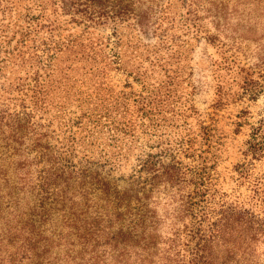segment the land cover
Listing matches in <instances>:
<instances>
[{"label":"trees","instance_id":"obj_1","mask_svg":"<svg viewBox=\"0 0 264 264\" xmlns=\"http://www.w3.org/2000/svg\"><path fill=\"white\" fill-rule=\"evenodd\" d=\"M27 1L30 10L22 24L13 23L17 28L5 43L0 21V264H264V195L256 194L253 208L211 206L209 127L181 136L174 144L164 138L169 118H180L169 107L178 98L176 72L164 69L165 78L151 82L147 67L143 72L137 65L132 76L139 84L135 91L126 79L129 91L102 98L103 89H83L81 80L73 98L51 99L52 77L58 71L66 78L73 62L82 63L77 69L91 70L97 83L113 64L121 66L117 26L135 30L146 40L158 33L164 20L165 28L172 30L175 19L168 17V0ZM180 3L183 11L174 27L192 30L195 36L201 32L220 45L232 47L247 39L248 31L264 26V0ZM14 4L0 0V11L9 12ZM47 5L51 14L59 16L60 11L84 28L110 26L111 35L96 45L89 36L63 40L55 35L58 20L46 12ZM164 30L150 49L149 42L135 41L151 52L160 69L158 61L163 58L168 65L167 59L178 57L182 45ZM14 37L15 45L7 47ZM27 49L40 55L34 60L26 57ZM28 59L35 63L30 64L29 80L13 86L6 82V67ZM242 81L243 90L253 93V79L245 76ZM129 110L134 116L130 119L124 115ZM101 136L105 140L100 141ZM195 137L206 148L197 150ZM134 147H139L136 163L128 174L115 176L116 164ZM262 147L263 142H253L251 153L260 155ZM172 149L199 162L184 167ZM159 202L166 208L163 216L157 212ZM185 218L191 222L185 223Z\"/></svg>","mask_w":264,"mask_h":264},{"label":"rangeland","instance_id":"obj_2","mask_svg":"<svg viewBox=\"0 0 264 264\" xmlns=\"http://www.w3.org/2000/svg\"><path fill=\"white\" fill-rule=\"evenodd\" d=\"M163 1L166 2L167 0ZM180 2L181 0H168V17L175 19L172 30L165 28L168 27V21L165 20L162 22V26L157 29L158 33H161V28L166 29L164 33L174 34L175 37L177 36L178 42L182 44L178 57L174 56L167 59V53L163 54L162 50L158 52L160 55L163 54L169 62L168 65H165L163 58L158 61L163 69L155 64L151 52L148 53L143 49L144 46L135 45L138 38L142 42H149L148 49H150L151 44H157L159 34L157 33L146 40L135 30L120 25L116 27L115 31L121 36V44H119L121 66L117 68L113 64L97 83L91 70L85 72L83 69H77L82 63L73 62L71 65L73 69L66 70L69 74L67 75L68 78L59 76L58 71L55 72V77H52L54 79L53 88L50 92L51 99L63 101L73 98V90L81 80L83 81V89L92 87V85H98V88L103 89L99 93L102 98L121 89L129 91L128 88L124 87L126 79L132 81L133 88L131 90L135 91L139 88V84L133 81L132 76L136 73L137 65H139L140 71L143 72L144 68L147 67L145 75L151 82H159L164 79L166 74L163 71L164 69L168 72L172 71L170 72L172 75L176 72L174 89L177 91L178 98L169 107L174 112L173 114L178 113L175 116L180 115V118L178 120L174 117L173 119L169 118L168 127L165 128L167 134L164 138L169 139L174 144L176 139L181 136H193L194 132H199L201 127H209L211 137L206 162V166H210L208 172L209 185L207 186L209 204L214 205L216 208L221 203L253 208L256 202V194L259 197L264 195V26L262 27V24H260L256 28L257 31H248L246 34L247 39L234 44L232 47L227 44L220 45L216 40L213 42L206 40L201 32L195 36L192 30H187L184 27H174L178 23L176 20L178 14L183 11ZM14 3L9 12L2 13L0 11V21L6 30L3 43H5V40L10 39L12 33L16 30L17 26L13 23L22 24V16L31 7V3L27 0H14ZM50 9L51 6L47 5L46 12L50 13ZM31 11L36 13L33 7ZM50 17L57 18L58 33L56 32L55 35H59L63 40L89 36L96 45V41L105 40L113 30L110 26L84 28L80 23L69 21V16L62 14L60 11L59 16L57 12L56 14L50 13ZM204 24L205 27H209L206 22ZM208 30L209 33L213 32L212 29ZM15 42L16 37L9 41L7 47H13ZM103 45L104 43L101 44L102 47ZM2 49V46H0V56L2 55ZM103 51L104 48H102ZM25 53L26 57L33 60L40 55V52H33L32 49L25 50ZM67 54V52L61 54L62 59ZM12 60H15L14 63L19 62L18 59L12 58ZM33 60L28 59L25 63L6 67L5 74H3L6 76V82L13 86L17 81L29 80L33 73L30 64H35ZM65 62L60 63V66L63 67ZM89 64L94 63L90 61ZM130 71H132L131 75L125 74V72ZM245 76L252 78L255 83L253 93L248 94L243 90L244 82L242 80ZM70 84H73V87H69ZM217 85L220 86V89L217 88ZM217 89L220 91H217ZM124 115L128 119L134 117L131 115L130 110L124 112ZM169 115L170 113H168ZM174 122L181 124V126L175 128ZM174 132L177 135H174ZM103 140H105V137L101 136L100 141ZM199 141L200 137L198 139L195 137L196 149L199 150L201 146L206 148V144L199 146ZM258 141L263 142V147L257 152L260 155H254L251 153L250 146L253 142ZM173 149H177V147H173ZM173 149L171 153L183 163L184 167L191 168L199 162L193 159L196 158L195 156L191 154L184 155V153L179 154ZM138 152L139 147H134L127 158L125 156L120 159L113 174L115 176L121 173L128 174L132 165L136 163ZM94 155H96V152H94ZM160 201L164 200L160 199ZM156 206L159 216L166 214V208L162 202H159ZM206 211L209 212L210 209H206ZM164 222H169V220L165 219ZM184 222L189 223L191 220L185 218ZM164 226L167 227L168 225L165 223Z\"/></svg>","mask_w":264,"mask_h":264}]
</instances>
